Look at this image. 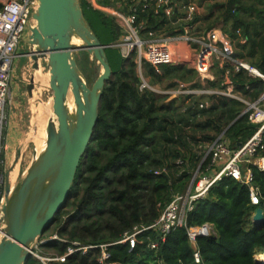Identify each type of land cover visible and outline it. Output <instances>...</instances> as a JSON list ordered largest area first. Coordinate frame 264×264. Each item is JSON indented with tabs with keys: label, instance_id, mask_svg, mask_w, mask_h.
Segmentation results:
<instances>
[{
	"label": "trees",
	"instance_id": "16d2710c",
	"mask_svg": "<svg viewBox=\"0 0 264 264\" xmlns=\"http://www.w3.org/2000/svg\"><path fill=\"white\" fill-rule=\"evenodd\" d=\"M80 2L82 9L87 7ZM89 10L100 24L106 25L114 43L121 34L116 22L99 11ZM140 19L156 26L159 23L148 13L141 14ZM212 19L205 30L222 21V29L236 40V54L264 73V0H224ZM237 29L240 36L236 35ZM240 38L245 42L241 43ZM105 51L112 76L104 86L93 138L79 165L70 197L45 230L53 227L63 241L56 238L40 243L41 256H62L74 247V242L81 246L116 242L136 229L152 225L173 196L190 183L200 163L194 148L210 143L223 130L230 146L236 148L258 128L248 122L247 114L240 116L244 104L236 99L196 96L185 103L183 96V100L179 97L166 101L167 95L140 89L134 55L128 59L121 57V67L113 68L107 48ZM160 70L158 73L150 64L143 65V75L150 85L169 82L166 87H172V81L177 79L199 85L195 71L187 66L163 65ZM233 79L243 94L247 92L246 84L253 86L250 99L259 95V79L244 72L236 73ZM208 85L214 87L216 83ZM203 101H209V107L200 108ZM208 162L206 159L203 167ZM252 173L260 194L257 207L264 209V171L252 167ZM254 208L248 186L232 177H223L210 187L187 216L189 226L208 224L212 230L210 236L198 237L196 241L201 264H261L255 260V254L264 252V225H252L250 215ZM135 240L132 249L129 242L109 246L108 261L196 264L195 248L184 228L170 231L164 239L157 230L146 229ZM154 243L156 246L151 247ZM100 255L99 248L85 253L76 251L64 261L50 260L46 264H99ZM25 264L44 262L30 255Z\"/></svg>",
	"mask_w": 264,
	"mask_h": 264
},
{
	"label": "built area",
	"instance_id": "2783aa9c",
	"mask_svg": "<svg viewBox=\"0 0 264 264\" xmlns=\"http://www.w3.org/2000/svg\"><path fill=\"white\" fill-rule=\"evenodd\" d=\"M88 8L99 11L112 18L121 29L119 40L115 46L122 58L128 59L134 55L137 71L140 73V89L147 88L151 92L169 95L173 98L216 95L227 99H236L244 104L240 116L247 114L248 122L257 124L256 131L236 148L230 146L223 130L210 143L200 145L203 157L193 172L187 191L177 193L162 210L160 216L150 226L136 229L124 238L112 243L81 246L74 242V247L68 248L66 254L55 258L42 257L33 251L32 255L41 259L44 264L50 260L64 261L73 252L101 250L99 264H114L108 261L110 254L107 248L111 245L129 242L130 248L135 246L136 235L146 229H155L162 239L176 228L187 231L190 243L195 248L194 259L201 264L202 258L196 248L198 237L210 236L211 227L208 224L189 226L188 212L195 203L207 195L208 190L223 177H232L241 184L248 186L251 204H260L259 189L253 183L252 167L264 171V73L250 64L235 52L236 40L225 32L221 26L198 32L196 28L197 6L184 0H82ZM36 0H5L0 4V185L2 182L1 154L4 148V106L10 95V85L14 74V60L21 56L17 50L30 33L28 24L34 25L31 14L36 8ZM148 13L157 21L168 20L172 27H157L141 20V14ZM175 18L172 19V15ZM172 32V33H171ZM236 35L240 36L239 29ZM244 43L245 39L240 38ZM150 64L158 72L163 65H184L196 73V82L186 83L175 80L172 90L156 89L150 85L143 75V65ZM220 71L218 74L216 71ZM244 72L250 78L259 79L261 91L255 99H250L253 92L251 84L245 85L246 94L237 89L234 75ZM209 82H215L216 87H209ZM209 101L199 103L200 108L209 107ZM206 159L209 162L203 167ZM180 162V161H179ZM195 178V179H193ZM250 221L254 226L253 216ZM55 236L52 239H56ZM46 241V240H45ZM44 241V242H45ZM152 244L151 247H155Z\"/></svg>",
	"mask_w": 264,
	"mask_h": 264
},
{
	"label": "water",
	"instance_id": "95a60500",
	"mask_svg": "<svg viewBox=\"0 0 264 264\" xmlns=\"http://www.w3.org/2000/svg\"><path fill=\"white\" fill-rule=\"evenodd\" d=\"M36 3L31 14L35 24H28L30 33L24 42L34 72L40 68L41 59L47 61L57 124L53 119L48 123L45 148L19 185L5 193L0 211L4 231L0 264H25L37 240L66 204L93 138L104 86L112 76L105 51L108 45L100 41L86 20L80 0H36ZM74 38L81 43L75 44ZM80 50L92 55L102 69L91 86L74 57V52ZM33 88L34 75L26 84L29 95ZM70 96L75 106L73 113L66 105ZM253 221L254 227L264 225L263 208L257 209Z\"/></svg>",
	"mask_w": 264,
	"mask_h": 264
},
{
	"label": "rangeland",
	"instance_id": "374dc122",
	"mask_svg": "<svg viewBox=\"0 0 264 264\" xmlns=\"http://www.w3.org/2000/svg\"><path fill=\"white\" fill-rule=\"evenodd\" d=\"M5 0H0V4ZM193 2L197 6L196 13V28L198 32L205 31L208 23L212 22V18L217 15L219 10V3L224 0H184V2ZM83 4V3H82ZM86 18L90 22L92 28L100 38L103 43H107V51L110 56V60L113 68H120L122 64L121 55L119 50L113 46V41L110 34L106 28V25L100 24L95 17L92 15L89 8H83ZM212 14V15H211ZM175 14L172 15V19L175 18ZM208 16L207 18H205ZM212 16V17H211ZM163 22V23H162ZM159 22L157 27H172L168 20ZM223 22L219 21L216 27H223ZM120 36L117 40H119ZM234 38V37H233ZM235 39V38H234ZM116 40V41H117ZM235 50H238L235 46ZM27 47L22 42L17 50V54H21L18 58L14 60V74L12 77L10 85V95L8 96L5 106H4V116H5V126H4V148L1 154L3 159V164L1 166L2 182L0 185V211L3 204V199H5V193L10 189L14 190L17 185H19L22 177L33 163L35 158L40 154L44 146L45 128L49 123L50 117L52 115V90L49 86V71L47 70V61L44 59L40 60V69L36 72L32 69V60L27 54ZM74 57L78 63V66L89 86L93 84L97 76L101 72L100 64L95 60V58L88 54L86 51L74 52ZM156 71V70H155ZM161 70H158V73ZM157 72V71H156ZM39 73H42L39 74ZM140 78V73L137 71ZM34 75V88L32 94L29 95L26 89V84L30 82L31 76ZM41 76L38 78V76ZM45 75V76H44ZM180 80V79H177ZM141 81V80H140ZM182 81V80H180ZM169 82H164L161 84H155L156 89L172 90L175 86V80L172 81L174 85L172 87H166ZM187 83V82H186ZM217 84L214 86L216 87ZM209 87H212L209 85ZM158 94V93H156ZM164 95V94H159ZM176 97L180 100L182 96ZM166 101L171 100L173 97L167 95ZM178 99V100H179ZM192 98L184 100L185 103H190ZM71 103V99L69 100ZM52 120V119H51ZM42 124V125H41ZM191 134V133H190ZM201 137L200 134H196ZM202 139H200L201 141ZM200 146V144H199ZM194 148V152L200 156L199 162L203 157V149L200 147ZM181 162V161H180ZM178 162V163H180ZM199 164V163H198ZM195 172V171H194ZM195 179V178H193ZM191 183V181H190ZM183 190L187 191L190 186ZM181 191V193H183ZM259 207H255L253 211L257 212ZM252 216V212H251ZM67 221V217L64 218V222ZM53 228V227H51ZM47 230L42 237L37 240L34 245V251L38 252L39 244L45 240L52 239L56 235L57 230L52 229ZM0 236V240H1ZM63 241V240H62ZM72 248V247H69ZM37 249V250H35ZM51 253V252H50ZM39 254V252H38ZM53 254V252H52ZM41 256V255H40ZM46 257V256H42ZM55 258V257H51ZM255 260L264 261V252H258L255 254Z\"/></svg>",
	"mask_w": 264,
	"mask_h": 264
},
{
	"label": "bare ground",
	"instance_id": "6f19581e",
	"mask_svg": "<svg viewBox=\"0 0 264 264\" xmlns=\"http://www.w3.org/2000/svg\"><path fill=\"white\" fill-rule=\"evenodd\" d=\"M73 42H74L75 44H80V43H81V41H80L78 38H74ZM39 69H40V68H39ZM39 69L35 70V72L38 71ZM39 74L42 75V73H39ZM37 76H38V78L41 77V76H39V75H37ZM44 76H45V75H44ZM49 80H50V76H49ZM70 99H71V103L69 102ZM66 105H67L69 111H70L71 113H73L74 110H75V106H74V104H73V98H72V96H70V97L68 98V100H67V102H66ZM52 106H53V101H52ZM52 115H53V117H50V118L53 119V121H54L55 124H57L56 118H55V116H54V114H53V110H52ZM51 119L49 120V122L51 121ZM41 125H42V124H41ZM46 134H47V126H46V128H45V137H46ZM45 143H46V139H45V141H44V146H43L42 150L40 151V153H41V152L43 151V149L45 148ZM10 193H11V192H10ZM4 200H5V199H3V201H4ZM2 228H3V226L0 225V236H4V231H3ZM33 251H34V250H33ZM31 255H32V254H31Z\"/></svg>",
	"mask_w": 264,
	"mask_h": 264
}]
</instances>
